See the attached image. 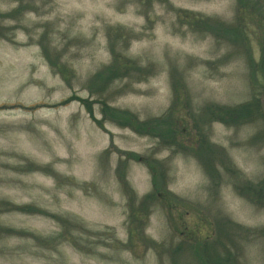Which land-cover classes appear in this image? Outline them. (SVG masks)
Returning <instances> with one entry per match:
<instances>
[{
  "label": "rangeland",
  "instance_id": "obj_1",
  "mask_svg": "<svg viewBox=\"0 0 264 264\" xmlns=\"http://www.w3.org/2000/svg\"><path fill=\"white\" fill-rule=\"evenodd\" d=\"M238 6L0 0V264H264V193L259 202L241 188L264 185V69L254 68L264 21L247 16L236 41L176 18L187 10L233 26ZM110 44L152 73L110 75ZM174 83L184 138L214 156L173 151L103 116L105 104L139 121L161 116ZM250 103L242 119L200 125L206 105ZM128 153L162 166L164 201ZM130 207L145 209L134 217Z\"/></svg>",
  "mask_w": 264,
  "mask_h": 264
},
{
  "label": "trees",
  "instance_id": "obj_2",
  "mask_svg": "<svg viewBox=\"0 0 264 264\" xmlns=\"http://www.w3.org/2000/svg\"><path fill=\"white\" fill-rule=\"evenodd\" d=\"M238 7H237V16H236V22L235 24L229 25L225 22H222L218 18L215 17H208L201 15L199 13H195L192 11L187 10H178L177 11V21L182 24H187L188 27L193 32H199L204 35H213V36H219L221 38H225L228 40L229 37H235L233 39L240 40L244 37V33H242V28L244 24L245 18L248 17H256L255 23H257L258 28L263 27V21H264V0H237ZM241 32V33H240ZM264 32V30H263ZM121 37V34H118ZM243 40V39H242ZM109 51L112 56V65L109 68H106V71L108 73H111L110 75L115 76H123L127 77L129 76V71L133 70V72L139 74V77L141 75H147L152 73L153 67L152 65H141L136 60H132L129 57L124 56L121 52H115L113 49V45L110 44ZM45 55L47 57V53L45 52ZM264 58V54L262 55ZM50 63L58 68L59 64L52 60ZM251 68H253L251 66ZM255 69L263 70L264 69V63H260V66L258 68L254 67ZM254 70V69H253ZM65 71V70H64ZM63 74V71L61 72V75ZM63 76V75H62ZM100 76V75H99ZM255 80H257V76L255 77ZM172 93H173V101L170 104V106L167 108V111L158 117H150L146 120L139 121L135 114L128 110H119L113 107H110L109 105L105 104L103 106L102 113L105 118H108L110 121H113L114 123H117L118 125L127 126L130 129H132L134 132L138 134H147L155 138L159 141L160 145L162 144L163 147H167L170 149H175L173 151L182 150L185 152H190L193 154L197 153H207L212 154L214 156V151L206 145L205 141L199 140L195 141L194 138H184V128L185 124L182 119H180L179 115V107H180V95H182V90L178 86V84L174 83L172 84ZM206 105L204 109V114H201V117L199 118L200 123L202 122V125H206V119H208L209 122L211 121H220L223 123H230L235 122L239 119H242L246 117L249 113H251L253 110H250V107H255V104H244L239 106H222V105ZM239 107V108H238ZM116 110L117 112H113ZM119 110V111H118ZM215 110V111H214ZM90 116L94 118L93 114L90 113ZM99 125L100 122H96ZM130 156L135 157V159L139 162H143L150 170L151 173V181L153 186V192L155 194L154 198H157V200H162L163 196L161 191V185H164V176H165V170H163L162 166H157L155 160H147L146 158L142 156H137L133 153H128ZM199 155V154H198ZM200 157V156H199ZM213 167H211L209 173H213ZM244 191V194H249L253 192L258 198L257 201L263 200V193H264V185H259L257 188L255 186H252L250 184L245 183V186L241 187ZM152 197V194L145 195L143 200L140 202V206H145L147 203V200ZM165 199V197H164ZM152 200V199H151ZM16 209L20 211H30L25 207H15ZM132 214L134 217L136 216V212H139L140 209L144 210L145 207L142 208H132ZM228 225L235 228H240V226L234 224L233 222L227 220ZM8 231V230H7ZM194 235V234H193ZM184 242L189 244H195L193 247L198 248L200 246L201 242L199 241H192L188 238L185 239ZM195 251V250H194ZM196 250L195 252H197ZM214 251V250H213ZM199 253V252H198ZM197 253V254H198Z\"/></svg>",
  "mask_w": 264,
  "mask_h": 264
}]
</instances>
